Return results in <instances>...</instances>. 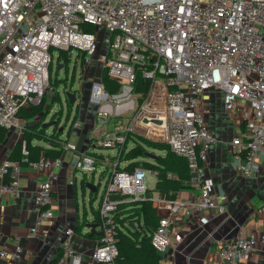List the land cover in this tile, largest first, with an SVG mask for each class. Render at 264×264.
I'll return each instance as SVG.
<instances>
[{
  "label": "built area",
  "instance_id": "2783aa9c",
  "mask_svg": "<svg viewBox=\"0 0 264 264\" xmlns=\"http://www.w3.org/2000/svg\"><path fill=\"white\" fill-rule=\"evenodd\" d=\"M86 25L103 29L102 44L97 32L88 31ZM53 48L78 50L76 61L89 75L81 88L68 86L64 92H74L76 102L87 92L88 100L98 104L90 140L116 152L80 150L70 139L62 144L64 151L72 152L73 168L83 175L96 173L100 162L107 165L99 173L104 180L97 209L101 235L88 264H116L118 206L144 200L147 173L158 175L157 170L141 166L124 168L119 153L126 144H134L131 135L164 141L188 163L189 182L196 192L158 201L165 214L151 235L161 254L160 264H171L169 247L186 236L191 223L207 224L218 208L214 181L207 172L215 137L201 108L206 91H218L226 111L242 114L244 127L230 143L236 171L250 178L264 169V0H0L1 127L21 130L19 110L53 95ZM97 55L100 69L92 64ZM69 57L58 65L64 68ZM105 72L122 93L107 91ZM139 76L150 81L140 98L134 91ZM75 116L68 129L82 125ZM22 153L20 160L7 157L0 163V192L21 196L24 164L49 170L35 193L37 218L30 231L38 234L54 216L51 205L58 174L53 168L63 164V156L32 160L25 146ZM3 178L7 180L2 182ZM218 252L223 264H248L253 253H264V231L224 240ZM22 254L21 246L9 251L2 244L0 232V258L13 262ZM69 260L81 264L85 256L67 248L54 264Z\"/></svg>",
  "mask_w": 264,
  "mask_h": 264
},
{
  "label": "crops",
  "instance_id": "0c3cea01",
  "mask_svg": "<svg viewBox=\"0 0 264 264\" xmlns=\"http://www.w3.org/2000/svg\"><path fill=\"white\" fill-rule=\"evenodd\" d=\"M92 64L94 69H100L98 55L92 60ZM136 95L143 96L140 93ZM201 108L206 113L209 128L215 137L208 152L207 172L214 181L213 195L218 208L207 224L191 223L187 228L186 236L169 247L168 256L171 264H223L218 248L224 240L240 235L259 236L264 231V169L253 177L243 176L236 171L230 150L233 137L244 127L241 112L226 111L222 95L216 90H208L202 95ZM96 109L97 106L88 102L87 97L80 100L77 117H80L83 123L71 129L68 137L71 132L74 133L76 140H72L71 136L70 140L77 145L78 149L100 154L96 151L98 147L94 145L95 140H90V129ZM21 135L18 128L8 130L5 139L0 141V163L10 157L17 142L23 141ZM34 143L37 142L34 141ZM38 143L47 145V141ZM43 153L44 148L41 150V155ZM60 156H63V164L53 168V171L58 174V179L54 183V200L51 205L54 216L45 224L41 233L32 234L30 229L37 218L35 193L39 183L48 178L49 170H37L24 164L20 178L21 196L17 198L11 192H0L1 242L9 251L17 246L23 248L20 260L12 262L8 258H0V264H54L67 248L82 252L85 260L81 264H88L87 260L98 238V235L90 234L88 226L93 222L98 225L94 215L100 201L96 210L92 204L97 196L99 185L94 183L93 179L96 173L100 170L102 172L107 165L100 162L98 171L91 174L92 179H89L88 175L81 177L77 175V171L72 166L71 151H64ZM10 158L14 160L13 157ZM261 160H264V154H261ZM122 164L125 166L126 161ZM154 176L156 181L153 188L147 189L151 190V198L156 201L160 211H163L165 206L159 203L161 199L172 198L155 190L158 175ZM169 176L175 175L169 174ZM99 180V182L102 181L100 174ZM87 182L96 186L95 192L86 186ZM238 182L239 185L236 184ZM242 184L249 190L247 194L240 190ZM195 192V187L189 182L177 191L173 198H186ZM88 201L91 204V211L87 208ZM68 229H73L75 232L68 234ZM68 264L76 263L69 260ZM94 264L104 263L95 262ZM248 264H264V253H253L249 257Z\"/></svg>",
  "mask_w": 264,
  "mask_h": 264
},
{
  "label": "trees",
  "instance_id": "16d2710c",
  "mask_svg": "<svg viewBox=\"0 0 264 264\" xmlns=\"http://www.w3.org/2000/svg\"><path fill=\"white\" fill-rule=\"evenodd\" d=\"M103 80H105L104 83L106 82L105 86L109 93L112 91L116 92L120 87L118 82L110 78L106 72L103 74ZM149 85L150 81L139 76L135 86L136 90L134 88V91L144 95L148 91ZM53 86L55 90L51 98L52 104L55 102V98L60 97L57 91V83L55 82ZM65 86H67L66 83ZM137 88H141V91L137 90ZM45 99H47V96H44L39 104L22 107L19 110L18 117L20 119V115H22V117L28 121L29 125L32 126L29 128V131L32 133L35 134L36 132L44 131L46 140H41L36 135H31L29 140L23 137V141L17 142L10 154V157H13L14 160H20L22 158V149L24 146L29 152V158L32 160H36L40 157L43 148V155L48 157H58L64 152L62 144L63 141L68 139H64L62 133L59 131L61 125V109L53 112L50 117L51 119L57 120L56 126L53 127L56 132H49L48 128L42 127V123L47 118L51 109L50 106L48 110L45 111V106L43 104ZM66 101L68 102V99H66ZM38 115H41L40 119H37ZM67 120L68 117L62 126L66 127ZM70 131L71 128L68 129L67 135ZM7 132V128L0 126V141L5 139ZM130 140H132L134 144L130 148H127L126 144L119 153L120 160L126 161L124 166L125 169L133 170L141 166L157 170L158 180L155 185V190L165 193L169 198L175 197L177 191L189 184L190 171L186 158L173 152L166 142L154 141L139 135H131ZM34 141L37 143H34ZM39 141H47V145H39ZM136 150H140L141 153L131 155ZM146 151L154 152L158 155V158L151 159L145 157L144 154ZM34 153L36 155H34ZM169 174H174L175 176L170 177ZM6 180V178H3L1 181L5 182ZM145 197L144 200L131 202L123 201L118 206L115 214L119 225L117 233L119 256L116 260V264H160L161 254L153 246L151 235L153 230L157 227L159 219L165 213L160 211L156 201L151 198V190H146ZM95 218L97 220L99 219L98 210L95 212ZM131 223H139V226L132 227Z\"/></svg>",
  "mask_w": 264,
  "mask_h": 264
},
{
  "label": "rangeland",
  "instance_id": "374dc122",
  "mask_svg": "<svg viewBox=\"0 0 264 264\" xmlns=\"http://www.w3.org/2000/svg\"><path fill=\"white\" fill-rule=\"evenodd\" d=\"M85 27H86V29L88 31H96L97 35H98V40H99L100 44H102L103 29L101 27L96 28L93 25H86ZM77 51L78 50L76 48H72L70 50V52L69 51H62V50H60L58 48H53V50H52L53 63L51 64V68H50V77H51V82H52L53 85H54L55 82L57 83L60 97L59 98H55V102L52 104V102H51L52 94L49 93V95H47V99H45L44 102H43V104L45 106V111H47L48 108L51 106L50 112L47 115V118H46L45 121H48L50 119V117H51L53 112L59 111L61 109V125L66 121L67 117H68V120H67L68 122H67V125L65 127V130L60 132V133H62V137L64 139H70V136H71V139L74 140V141L76 140V138H74L75 134L71 132L70 136L68 137L67 130H68L70 121H72L74 119V116L76 114H78V104H79L80 101L76 102L73 105H69L68 102L65 99L64 87L67 88L68 86L69 87L73 86L72 89L73 88H77V89L81 88L83 86V83L81 82V80L84 79L85 76L89 75L87 72H85V70H84V72H82V68L80 66V63L76 61ZM69 55H70V57H69ZM66 56L69 57V59L67 60V65L64 68L59 69L58 68V61L61 62L64 59V57H66ZM65 83L67 84V86H65ZM105 84H106V82H105ZM135 90H136V88H135ZM137 90L141 91V88H137ZM84 93L85 94L82 95L84 97L82 98V96H81L82 100L84 98L86 99V97H88V93L87 92H84ZM111 93L112 94H114V93H119L120 94V93H122V89H121V87H119L116 90V92L112 91ZM138 97L140 98L141 96H138ZM48 98H49V100H48ZM88 102H89V100H88ZM95 105H98V104L95 103ZM127 114H129V112L126 113V115ZM40 116L41 115H38L37 119H40L41 118ZM19 124L22 126L21 130H19V132L22 134L21 135L22 138L24 137L26 140H29L31 138V135H36L41 140H46V135H45L44 131L36 132L35 134L32 133L31 131H29V128H31L32 126L29 125L28 121L26 119H24L22 117V115H20ZM48 131L49 132H51V131H55L56 132V130L53 129V127H49ZM132 145H133L132 142H130L127 145V148H130ZM96 151L99 152V153H102V154H115L116 153L114 149H112V148H104V147H98L96 149ZM138 153H141V151L140 150H136L131 155H135V154H138ZM145 159H147V158H145ZM100 172H101V170L96 173V176L93 179L94 183L99 185L97 196L94 198L93 204H92V206H93V208L95 210L97 209L98 202H99V199H100V195H101L103 187H104V180L99 182L100 181L99 180V173ZM77 175L79 177H81L83 174L81 172H77ZM87 175H88L87 177L89 179H92L91 178L92 176L90 174H87ZM155 181H156V177L154 175L150 174V173H147L146 182H145L146 189L147 188H149V189L153 188ZM240 182H242V181H240ZM236 184L239 185V182L236 183ZM243 184H245V183H243ZM240 190L245 192L246 194L249 192L247 187H245L244 185L241 186ZM87 208L91 211V204L89 203V201L87 202Z\"/></svg>",
  "mask_w": 264,
  "mask_h": 264
},
{
  "label": "water",
  "instance_id": "95a60500",
  "mask_svg": "<svg viewBox=\"0 0 264 264\" xmlns=\"http://www.w3.org/2000/svg\"><path fill=\"white\" fill-rule=\"evenodd\" d=\"M63 67V64L60 63L58 65V68L61 69ZM65 98L68 99L69 104L73 105L76 101H77V96L74 92L66 90L65 91ZM157 123H161L160 120L156 121ZM57 124V120L56 119H49L48 121H45L42 123V127L44 128H49V127H54ZM64 130V127L61 125L59 127V131L62 132ZM146 157L152 158V159H156L158 158V155L155 154L154 152L151 151H146L144 154ZM86 186L91 190V191H96V186L91 183V182H87ZM88 226L90 227V234L91 235H101V231L97 230V223H89ZM132 227H136V225L134 223H131Z\"/></svg>",
  "mask_w": 264,
  "mask_h": 264
}]
</instances>
